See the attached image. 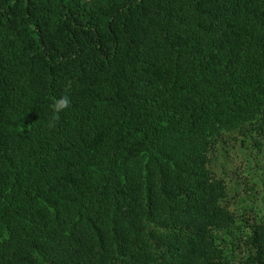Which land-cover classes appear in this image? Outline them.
Wrapping results in <instances>:
<instances>
[{
	"label": "trees",
	"instance_id": "trees-1",
	"mask_svg": "<svg viewBox=\"0 0 264 264\" xmlns=\"http://www.w3.org/2000/svg\"><path fill=\"white\" fill-rule=\"evenodd\" d=\"M235 147L264 169V0H0V264H264Z\"/></svg>",
	"mask_w": 264,
	"mask_h": 264
},
{
	"label": "rangeland",
	"instance_id": "rangeland-1",
	"mask_svg": "<svg viewBox=\"0 0 264 264\" xmlns=\"http://www.w3.org/2000/svg\"><path fill=\"white\" fill-rule=\"evenodd\" d=\"M239 152L240 151H238L236 147L229 152V157H230L229 159L230 160H229L228 165H226L224 167V171L222 174L225 175V177L229 179L230 191L234 188L238 189V191H237L238 194L236 196H239V198H242V200L245 202H250V201L257 202L259 204V206L261 207L262 205H260V204L262 203V196L264 194V184H263V180H262L264 169L259 168L258 166H256V169H250L248 166H245L242 169V171L240 170L239 175H237L234 172V168H235V166L238 165V163H235L236 161L233 162V160H235V159H233L232 156L237 157L240 154ZM246 157L249 158L248 155H246ZM248 162H249V166H250V164L253 165V163H254V161L252 162L250 160ZM239 164L241 165L243 163H239ZM246 180H251V181L256 182V184L258 185V192L257 193L252 195V194H250L248 189L247 190L245 189Z\"/></svg>",
	"mask_w": 264,
	"mask_h": 264
},
{
	"label": "clouds",
	"instance_id": "clouds-1",
	"mask_svg": "<svg viewBox=\"0 0 264 264\" xmlns=\"http://www.w3.org/2000/svg\"><path fill=\"white\" fill-rule=\"evenodd\" d=\"M70 98L67 95H62L59 98H55L54 103L51 104V110L53 112L52 117L49 120L48 127L55 128L56 122L59 119L58 114L63 111L65 108L70 106Z\"/></svg>",
	"mask_w": 264,
	"mask_h": 264
}]
</instances>
